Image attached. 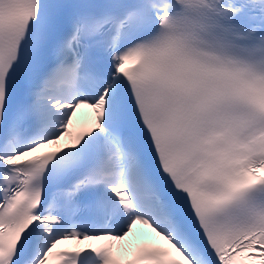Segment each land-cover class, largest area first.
I'll return each mask as SVG.
<instances>
[{"label":"snow or ice","instance_id":"obj_1","mask_svg":"<svg viewBox=\"0 0 264 264\" xmlns=\"http://www.w3.org/2000/svg\"><path fill=\"white\" fill-rule=\"evenodd\" d=\"M0 264H264V0H0Z\"/></svg>","mask_w":264,"mask_h":264},{"label":"bare ground","instance_id":"obj_2","mask_svg":"<svg viewBox=\"0 0 264 264\" xmlns=\"http://www.w3.org/2000/svg\"><path fill=\"white\" fill-rule=\"evenodd\" d=\"M143 233L145 234V233H147V231H145V230H144V232H143Z\"/></svg>","mask_w":264,"mask_h":264}]
</instances>
